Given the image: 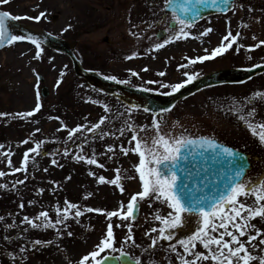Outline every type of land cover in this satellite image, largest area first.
Masks as SVG:
<instances>
[{
    "label": "rangeland",
    "instance_id": "374dc122",
    "mask_svg": "<svg viewBox=\"0 0 264 264\" xmlns=\"http://www.w3.org/2000/svg\"><path fill=\"white\" fill-rule=\"evenodd\" d=\"M141 1L136 4L134 0L125 6V11L137 12L135 8L145 0ZM146 1L150 3L147 6L152 7V16L159 17L165 0ZM117 4L116 0H9L7 4L0 0V10L13 16L30 17L32 19L21 21L34 23L56 36L77 39V52L83 53L86 66L99 68L106 75L119 76L120 70L112 62L111 55L124 46L100 44V38L106 35L117 43L116 31L126 27V19L117 13ZM40 13H45V16L37 21L35 17ZM108 14L114 17L112 21L108 20ZM207 28L213 31L203 36ZM229 30L233 36L240 33L237 44L222 56L199 62L198 67L187 72L188 75L223 68H251L264 63V44L256 47L264 41V0H236L226 15L204 19L189 30L187 39L175 40L162 49L165 52H194L198 58L210 55L212 50L221 46ZM152 40L160 43L154 37ZM41 47L40 59L35 58L36 49L32 45L15 43L0 52V113L11 114L0 118V145H4L0 149V171L6 173L0 177V185H6L0 187V264H78L84 255L95 249L106 234L109 223L106 215L100 212H85L77 222L72 218L75 210H69L70 219L66 224L57 225L59 232L57 229H31L23 223V217L27 215L35 219L39 212L47 211L49 219L55 223L56 210L64 211L65 200L79 205L81 210L92 207L108 212L119 210L121 203L126 206L130 197L142 190L138 174L134 171L139 157L131 152L124 156L119 151L121 145L134 147V142L132 145L128 143L131 138V133L127 131L129 124L137 130L147 128V132H139L140 136H154L152 120L156 118L163 125V133L179 136L181 132L190 136L218 138L249 154L252 164L248 173L252 180L264 179V145L238 118V114L247 116L254 108L255 122H264V100L256 99L249 103L254 93H264V73L240 86H219L192 96L172 111L174 115L182 116V119H176L173 115L153 116L139 109L129 111L120 106L117 108L109 98L88 88L74 76L66 56ZM38 77L42 78L41 83ZM180 78L169 81V85ZM42 87L48 92L45 98L40 94ZM37 93L41 110L26 120L14 119L16 113L35 109ZM105 107L116 110L118 114L108 115L110 112H105ZM241 109L242 113L239 112ZM102 117L107 119L101 127L108 133L103 140L97 133L88 130ZM77 126L85 130L77 133L73 140H68L69 130ZM122 128L125 129L123 136L120 134ZM25 140L29 143L24 144ZM36 143L43 145L40 156L29 152ZM109 146L115 149L113 153L106 152ZM66 149L68 156L63 155ZM4 152L11 153V166ZM25 152H29L27 171L17 172L15 169L21 167ZM93 154L97 162L104 165L103 168L87 165L83 161L77 163L74 159L76 155L90 158ZM53 159L57 164L52 163ZM116 168L122 169L123 194L110 183H98L99 176L109 181L115 178ZM89 172L94 175L89 176ZM132 176L136 179L128 178ZM20 180L24 183H17ZM86 196L88 199H85ZM252 199L250 197L248 203ZM21 203L25 205L23 209L19 207ZM169 211L166 205L146 199L139 203V214L134 222H122L113 217L111 223L116 247L123 246L132 259L139 258L142 264H180L176 253L170 249V242L159 241L155 248H150L151 239L146 235L153 227L161 226L155 215H167ZM129 223L135 246L131 241L123 243L128 235ZM254 223L264 232V222L257 220ZM118 224L121 226L117 227ZM192 227H195L194 220ZM68 232L72 235L69 236ZM151 235L155 237L157 233ZM178 235L183 238L182 233ZM36 239L52 243L44 247L35 246L32 242ZM260 247L258 245L253 251L254 255H264ZM21 248L26 251L21 252ZM197 250L205 251L200 246ZM177 251L183 254V249L177 247ZM112 254L118 255L119 252Z\"/></svg>",
    "mask_w": 264,
    "mask_h": 264
},
{
    "label": "snow or ice",
    "instance_id": "6c2138e0",
    "mask_svg": "<svg viewBox=\"0 0 264 264\" xmlns=\"http://www.w3.org/2000/svg\"><path fill=\"white\" fill-rule=\"evenodd\" d=\"M2 2L7 4L9 0H2ZM231 2L232 0H165V7L162 11L166 14L170 13L165 28L168 36L162 43L155 45L156 50L165 47L173 40L187 39L189 30L202 18L204 11L214 8L216 11L224 12L229 8ZM44 16L45 13H40L35 19L39 21ZM22 19L32 18L13 16L7 11H0V47H4L6 43L11 45L26 40L35 46V58L40 59L42 41L32 35L14 34L10 27V21H20ZM212 31V28H207L202 35L207 36ZM239 38V32L236 36H233L229 30L228 34L223 37L221 46L212 50L210 55L191 60L190 63H202L222 56L233 48V45L237 44ZM225 41L227 43H224ZM262 44H264V41H261L256 47H260ZM248 50L252 51L253 49ZM128 59H132V57L129 56ZM183 67L186 68L187 65H183ZM257 67H261V65H257ZM144 71H147V69H144ZM247 71H251V69H247ZM132 75L136 76L137 73L133 72ZM158 75L164 76L165 73L160 72ZM197 78L198 75H188L186 82L171 85L161 84L160 87L171 88V91L157 94L171 96ZM104 79L112 80L117 84L129 83L128 80H118L115 76H105ZM147 83L152 84L155 82L148 81ZM140 90L143 92L150 91L148 88ZM256 99L264 100V93H254L249 103ZM40 110L41 104L39 103V93H37L35 109L16 113L13 118L26 120ZM104 110L107 112L108 108L105 107ZM143 110L148 112L149 108L145 107ZM162 111L168 112L170 109L164 108ZM239 112L242 113L243 109ZM154 114L158 115V113ZM9 115L11 114L0 113V118ZM238 118L244 122L251 135L257 138L261 145H264V122H255V109H251L247 116L238 114ZM106 119V117H102L98 123L88 129L93 133H97L101 140L108 135L101 127L105 125ZM152 126L154 136L148 137L139 135V132H147V128L137 130L132 125H127V131L131 133L128 143L132 145L134 142V147L125 148L121 145L119 148L124 156H128L131 152L139 157V163L134 166V171L138 174L142 190L132 195L126 206L121 203L119 210L108 212L92 207L81 210L79 205L65 200L64 211L61 212L59 208L56 210L55 223L49 219L47 211L39 212L35 219H30L25 215L23 223L34 230L57 229V225L66 224L70 219L69 210H75L72 218L77 219V222L78 218L84 215L85 212H100L106 215L109 221L106 234L95 246V249L84 255L78 261V264H107L109 260L121 261V257L126 258L125 261H121V264H142L139 258L133 260L129 257L123 246L116 247L111 220L116 217L122 222H134L139 212V203L146 199H154L166 205L171 211L167 215L159 213L155 215V220L161 226L158 228L153 227L149 233H146L151 239L150 248H155L159 241L170 242V249L176 253L180 264H264V255L253 254L258 245L261 246L260 250L264 252V238H262L264 232L254 223L257 220L264 222V179L252 180L249 177L248 157L241 154L240 151L218 142L214 137H192L184 133L176 136L171 133H163V125L156 118H153ZM84 130V127L81 126L70 129L68 140H73L77 133ZM124 132L125 129H120L121 136L124 135ZM23 143L28 144L29 141L25 140ZM3 147L4 145H0V149ZM42 147L41 143H36L35 147L31 148L29 152L40 156L43 154ZM82 147L83 145H81ZM114 151L115 149L112 146L106 149L107 153H113ZM29 152L23 154L22 165L15 171H27ZM3 155L9 157L8 163L11 166V153L4 152ZM63 155H69L67 149ZM74 159L77 163L83 161L87 165H95L97 168L104 167L103 164L97 162L94 154L90 158L84 155H76ZM52 163L55 165L57 161L53 159ZM44 171H47V169H44ZM114 171L116 172L115 178L109 181L104 176H99L98 183H110L123 194L124 187L120 175L122 169L116 168ZM5 175L6 173L0 171V177ZM88 175L92 176L94 173L89 172ZM128 178L136 179L135 176ZM17 183L23 184L24 181L20 180ZM0 187H6V185H0ZM40 191L42 192V190ZM250 197L253 199L251 203H248ZM85 199H88V197L86 196ZM24 206L23 203L19 205L21 209ZM193 220L195 222L194 228L192 227ZM116 226L120 227L121 225ZM27 230L24 229V231ZM57 231L60 230L57 229ZM131 233L132 228L131 223H129L128 235L123 243L127 244L131 241L135 246ZM151 233H157V235L152 237ZM178 233H182L183 238ZM67 234L72 235L71 232ZM32 243L35 246L44 247L52 242L46 243L36 239ZM198 246L205 251H198ZM177 247L183 249V254L177 251ZM20 251L24 252L26 249L21 248ZM145 251H148V249H145ZM116 252H119L118 256L111 255ZM189 257L191 258L189 259Z\"/></svg>",
    "mask_w": 264,
    "mask_h": 264
},
{
    "label": "flooded vegetation",
    "instance_id": "af4514ba",
    "mask_svg": "<svg viewBox=\"0 0 264 264\" xmlns=\"http://www.w3.org/2000/svg\"><path fill=\"white\" fill-rule=\"evenodd\" d=\"M138 1L142 2L141 0H136V4L139 3ZM116 2L118 3L117 13L121 14V16L123 15L124 19H126V27L120 31H116V38L118 40L117 43L114 39H111L107 35L100 38V44L106 43L110 46H119V44H122L124 46V48H119L118 52L111 55L112 62L115 64V67L120 70L119 76L115 77L118 80L129 81L128 84L124 85L138 88H148L150 91L158 93L171 91V88H162L160 85L169 84V81H172L174 78H178L179 76L181 78L173 84L186 82L188 76L187 72H192V69H195L194 67H198L199 63L197 62L196 64H191L190 61L197 59L198 56L195 55L194 52H165V50L163 51L162 48L156 50L155 45L157 43L153 42L152 40L154 37L160 43H162L163 40L167 38L168 34L165 32V28L168 24L167 17L170 16V14H166L164 11H162V14L159 17L157 15L155 17L152 16V7L147 6V4L150 5V3H148L146 0L143 3H140L138 8H135L137 11L135 13L129 12V9L128 11H125V6L132 4L134 0H116ZM121 16L119 15L118 17ZM112 19H114V17L109 15L108 20L112 21ZM70 40L77 39L70 38ZM78 42L74 54L81 62L84 69L100 73L104 76H110L102 73V70L99 68H90L86 66V59L83 58V53L77 52V48L79 46ZM174 42L175 40L169 44ZM129 56H131L132 59H128ZM68 61L70 62L69 59ZM183 65H187V67L185 68ZM144 69H147V71H144ZM133 72L137 73V75L133 76ZM160 72H164L165 75H158ZM197 75L199 76L201 74ZM141 81L142 83H140ZM148 81H154L155 83L149 84L147 83ZM109 100L112 101L111 103H113L114 106L116 105L117 108L120 106L126 110H131L115 97H109ZM184 100L179 101V103H177L170 111L164 112L162 115L167 117L173 115V118L175 117L176 119H182V116L178 114L174 115L172 111L176 109L178 104H184L181 103L184 102ZM108 112H110V114H108L110 116H115L118 114L116 113V110L113 111L112 109H108Z\"/></svg>",
    "mask_w": 264,
    "mask_h": 264
},
{
    "label": "water",
    "instance_id": "95a60500",
    "mask_svg": "<svg viewBox=\"0 0 264 264\" xmlns=\"http://www.w3.org/2000/svg\"><path fill=\"white\" fill-rule=\"evenodd\" d=\"M233 2V0H232ZM231 2V4H232ZM231 4L227 10L224 12L216 11L214 8H209L206 11L202 13V18L218 14V13H226L230 8ZM199 19L198 21H200ZM55 18L53 19V21ZM197 21V22H198ZM11 29L14 31V34H27L37 37L40 41H42V44L51 49L58 52H62L64 54H67L71 57L73 62V71L74 73L82 77L86 80L88 84H90L92 87L98 88L106 93H111V87L113 86L114 90H119L122 95H117V97L126 103L127 105L135 108L144 109L145 107L149 108L148 112L152 113H159L162 112L164 108H170L172 105L177 102L179 99L189 96L203 88L220 85V84H237L245 82L246 80L252 78L258 73L264 72V65H261V67H255L251 69V71L242 70V69H223L214 71L208 75H205L199 79L194 80L192 83L185 86L183 89H181L179 92L171 95V96H160L156 94H151L148 92H143L139 89H134L130 87H125L118 85L111 80H106L100 75L86 71L84 70L80 63L74 58V56L71 54V47L73 46V43L65 41L63 39L54 37L53 35L49 34L45 30L37 27H33L30 25H25L22 23H19L17 21H10L9 22ZM8 45L7 43L4 45V47ZM3 47H0L2 49ZM42 95L45 97L47 96V91L45 88L42 90ZM138 216V214H137ZM137 218V217H136ZM125 257H121V261H125ZM121 261H112L109 260L107 264H121Z\"/></svg>",
    "mask_w": 264,
    "mask_h": 264
}]
</instances>
